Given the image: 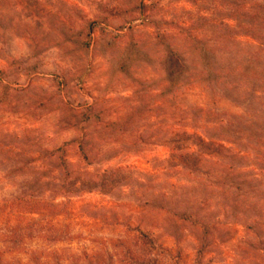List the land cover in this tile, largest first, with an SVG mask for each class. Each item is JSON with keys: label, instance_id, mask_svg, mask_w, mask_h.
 I'll return each mask as SVG.
<instances>
[{"label": "rangeland", "instance_id": "rangeland-1", "mask_svg": "<svg viewBox=\"0 0 264 264\" xmlns=\"http://www.w3.org/2000/svg\"><path fill=\"white\" fill-rule=\"evenodd\" d=\"M253 39L264 13L247 0H0L4 257L64 261L141 225L165 264H264V102L231 100L251 94L212 85L200 53L214 69L245 63ZM177 62L191 82L161 95ZM231 119L247 129L233 147L251 155L209 132Z\"/></svg>", "mask_w": 264, "mask_h": 264}, {"label": "trees", "instance_id": "trees-1", "mask_svg": "<svg viewBox=\"0 0 264 264\" xmlns=\"http://www.w3.org/2000/svg\"><path fill=\"white\" fill-rule=\"evenodd\" d=\"M247 1L257 5L260 11L264 13V0ZM244 46L246 52L244 51L243 54L250 58L248 62L228 65L226 67H220L219 69H214V64L207 61L209 54L202 49L200 53L201 61L203 62V69L204 72H206V79L212 78L213 74L216 76L213 78L212 85L221 90V92V87L223 86L227 89L238 90L239 92H249L251 94V100L249 99L248 101L245 100V97H240L238 100L233 95L229 97L231 100L238 102L241 107L247 109L251 106H257L258 108H261L260 106L262 105H260L261 103L259 104L258 100L264 102V43L253 39V41H247ZM168 74V87L161 93V95L171 94L191 82L188 77H184L179 62L169 70ZM228 77H236L238 80L231 81ZM206 79H203V81L207 84L208 80ZM212 85L210 83V86ZM221 123H223V121H221ZM225 124L226 125H223L219 132L212 129V131L210 130L209 132H213V134H225L223 137L220 135L221 137L218 141L228 144L227 151L230 154L237 149L233 147L236 143L231 138H236L237 134L240 138H244L246 136L245 134H247V129H241L243 128L242 124L236 119H231ZM252 138V143L254 144L251 143L250 145H254L255 148L261 147L257 144L260 137ZM216 144L217 146L222 147L220 143ZM235 153L240 155L245 153L251 155L252 151L249 149H237ZM257 159L259 162L261 160L263 161L257 165L256 169L259 172L264 173V155L258 156ZM226 160L227 161H223V159H221L224 165L229 166L228 169H234V159L231 158V155L228 156ZM225 180L226 179H223L222 181L210 180V182L214 184L220 182L226 183L227 181ZM244 186L245 185L242 187ZM171 210L172 211H169V213L171 212L172 215L178 217L181 221H190L204 226V235H206L208 230L206 220L198 217L193 211V208L185 207L181 209L175 207ZM235 220L238 222L237 216H235ZM129 232L130 235H128L127 238L116 239L112 241L109 246L103 245L97 251L82 250L80 253L69 254L64 261H62L63 258L57 252L51 257V261H47L42 259L41 254L36 251H31L29 264H165L164 261L161 260V257L168 255L169 249L162 244L154 228L138 225L133 227V229H130ZM20 239L22 238L19 235H15L13 239L10 240H12L14 244H18ZM5 252V250L0 249V264H22L17 259H6L4 257Z\"/></svg>", "mask_w": 264, "mask_h": 264}]
</instances>
